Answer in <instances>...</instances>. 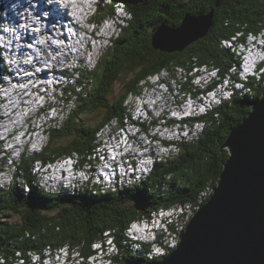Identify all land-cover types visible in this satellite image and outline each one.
Wrapping results in <instances>:
<instances>
[{
  "label": "clouds",
  "instance_id": "9594fccd",
  "mask_svg": "<svg viewBox=\"0 0 264 264\" xmlns=\"http://www.w3.org/2000/svg\"><path fill=\"white\" fill-rule=\"evenodd\" d=\"M98 3L99 0H44L45 10L41 11L39 0H0V61H3L0 64V184L10 183L17 172V166L31 161L33 174L40 185L51 191L66 188L71 191L69 194L76 195V192H82L77 189L82 190L87 186L89 189H85L83 193L104 196L143 184L151 185L152 175L147 172L152 170L153 174V163L162 154L179 151L178 145L165 146L163 140H179L181 137L191 140L197 129L204 128L201 136L205 132L204 122H199V119L210 105L208 98H213L212 101L216 104L223 100L214 107L215 110L232 102L236 92L240 94V98L248 100H258L259 94L263 97L264 29L257 34L247 33L245 41L242 40L244 33L237 32L230 40L220 41L222 49H231L238 56L225 76L220 73L221 68L211 65L194 64L192 70L184 67L191 72L188 75L194 77L193 85L204 88L212 81L207 88L210 91L207 97L200 96L192 100L190 94H180L175 80L171 81L173 91L169 92L167 84L172 78L165 79L169 77V71L162 68L158 73L139 80L138 92L127 91L122 101L132 121L139 120L140 123L136 122L138 125L148 122L147 132L138 127H129L127 116L125 128H121L120 119L113 116L95 133L98 147L86 157L72 152L71 155H54L51 160L37 158L36 154L43 153L49 147L50 129L59 126L57 122L68 120L78 107L82 86L77 85V81L93 72L101 63V57L111 46V41L105 34L119 37L122 29L118 25L127 27L121 19L122 13L129 20L132 19V13L124 12L119 3L112 11L106 10L112 0H104L101 11L97 8ZM55 10L62 12L63 17L50 23ZM29 39L31 43H28ZM238 40L239 43H236ZM253 41L255 43H251ZM249 53L256 56L249 58L250 67L246 59ZM196 66L199 68H195ZM240 66L241 71L236 73V67ZM176 71L180 73L183 69L178 68ZM232 73L236 74L231 76ZM210 78L213 80L210 81ZM160 79L162 80L158 84ZM183 80L186 81L187 77ZM254 81L263 91L248 87ZM69 86L74 87L75 91L69 90L66 93L65 88ZM178 95L180 99L188 95L184 104H176ZM200 100L205 103L201 104ZM145 105L153 113L152 116L147 115ZM165 113L171 123L182 120V123L194 125L189 129L185 124L183 130L178 132L179 124L174 127L166 126V120L160 119L156 126H152L151 121ZM173 117L175 119H171ZM190 130L192 136H189ZM125 132L130 133L132 138L123 135ZM153 137L159 139H152ZM153 152L155 156L152 155ZM133 172L136 173L135 176ZM141 173L145 174L141 176ZM168 178H172V175L167 176ZM144 181L147 183H143ZM116 182L126 186L116 191L115 188L111 190L109 187ZM210 188L211 197L214 188ZM166 190L163 183H159L153 193L163 194ZM96 191L98 194H95ZM195 202L156 207L149 215L130 219L124 229L126 242L134 251H140L147 245L144 253L146 262L162 261L167 249L174 247V233H178L187 220L186 216L180 217V206L184 205L186 211L187 204ZM169 226L173 232H169ZM104 235L108 236V232ZM180 237L177 247L181 243ZM107 243L112 248L106 252L112 254V251L117 250L111 238ZM91 247L100 250L101 243L95 241ZM15 255L19 258L21 253L17 251ZM27 255L30 264H91V261L113 264L111 259H102L100 256H82L78 248L67 243L55 250L51 247H45L42 252L29 250ZM0 264H5L3 256H0ZM15 264L26 262L24 259H17Z\"/></svg>",
  "mask_w": 264,
  "mask_h": 264
},
{
  "label": "trees",
  "instance_id": "16d2710c",
  "mask_svg": "<svg viewBox=\"0 0 264 264\" xmlns=\"http://www.w3.org/2000/svg\"><path fill=\"white\" fill-rule=\"evenodd\" d=\"M121 1L127 4L133 19L129 20L122 35L116 39L114 47L104 56L94 76L95 84L90 94L86 98L80 96L78 107L68 121L57 122L58 128L50 129L49 147L36 155L37 158L51 160L54 155H71L72 152L86 157L93 153L97 145L95 133L103 123L116 116L123 127L124 118L129 117L122 104L127 91L138 92L139 80L158 73L162 68H167L169 75L176 79L179 76L176 69H183L182 72L187 77L183 83V93L197 99L201 91L192 84L194 77L190 78L188 74L191 72L187 69L192 70L194 64L211 65L221 68L220 73L225 76L236 63L238 56L231 49H222L220 41L230 40L241 31L244 33L242 40L245 41L247 33L257 34L264 29V0H222L220 7L216 6L217 0ZM212 11L215 15L209 33L185 50L166 53L153 48L152 37L163 24L178 27L187 17L200 18ZM123 77H126V81L121 96L115 100V85ZM256 83L254 81L248 87L263 91ZM260 97L261 94L257 99ZM247 100L237 96L232 102L203 114L199 119L206 128L203 135L201 136L202 131L192 141L174 142L179 147V156L172 157L174 161H164L156 166L151 177L152 185L143 184L104 196L83 193L85 189H89L87 186L79 190L82 192H76V195L69 194L71 191L51 194L38 187L40 183L33 174L31 161L18 165L19 174L26 179L30 192L18 182L9 189H0V256L4 257L5 264H15L17 259H24L26 264H30L27 255L29 250L42 252L45 247L55 250L63 247L65 243L78 248L82 256H100L102 259H111L113 264L146 262L126 242L124 229L128 222L132 218L149 215L156 207H169L197 200L187 204L194 213L196 205H202L208 200L212 194L210 187L216 186L229 158L228 151L221 152L220 146L232 129L247 117L250 111ZM100 112L103 113L102 121L97 125L81 120L82 116ZM169 175H172L170 180L167 179ZM165 178L169 184L165 195L153 193L151 187L163 183ZM122 188L118 183L115 191ZM193 213L184 223L183 229ZM185 214L180 217H185ZM6 215L19 217L21 223L12 224L1 219ZM170 227L169 232H173ZM110 229L116 231H109ZM105 232H108V236L104 235ZM180 232L181 230L174 233L177 243ZM109 238L117 249L112 254L106 252L112 248L107 243ZM95 241L101 243L100 250L92 249L91 245ZM17 251L21 253L19 258L15 255Z\"/></svg>",
  "mask_w": 264,
  "mask_h": 264
},
{
  "label": "water",
  "instance_id": "95a60500",
  "mask_svg": "<svg viewBox=\"0 0 264 264\" xmlns=\"http://www.w3.org/2000/svg\"><path fill=\"white\" fill-rule=\"evenodd\" d=\"M222 0H217L220 7ZM214 11L163 24L153 35L155 50L175 53L204 38ZM247 117L220 146L229 153L208 199L181 235V243L159 262L141 264H264V95L248 100ZM231 154V156H230Z\"/></svg>",
  "mask_w": 264,
  "mask_h": 264
},
{
  "label": "rangeland",
  "instance_id": "374dc122",
  "mask_svg": "<svg viewBox=\"0 0 264 264\" xmlns=\"http://www.w3.org/2000/svg\"><path fill=\"white\" fill-rule=\"evenodd\" d=\"M107 10V9H106ZM127 21V20H126ZM126 23V22H125ZM118 27H119V25H118ZM106 36H107V38H111L112 39V41H111V46L110 47H108V49H107V51L105 52V54H104V56L112 49V46L114 45V41L117 39V38H115L114 36H112V35H108L107 33L105 34ZM120 35H122V32H120ZM119 35V36H120ZM104 56L103 57H101V62H102V60L104 59ZM2 63H3V61H2ZM1 63V64H2ZM210 70V69H209ZM180 73H182V72H180ZM198 74H200L199 72H197ZM196 73V75L198 76V74ZM170 76V75H169ZM180 79H182V78H184L183 77V74H181L180 75V77H179ZM166 79V78H165ZM162 79H160V80H158L157 81V83L159 84L160 83V81H161ZM171 80H175V81H177L176 79H171ZM212 79L210 78V81H211ZM125 81H126V77H123V78H121V80L115 85V97H114V99L116 100L119 96H121V93H122V88H123V84L125 83ZM212 82V81H211ZM210 82V83H211ZM209 83V84H210ZM203 84V83H202ZM208 84V85H209ZM207 85V86H208ZM93 88H94V86H93ZM92 88V89H93ZM92 91V90H91ZM90 91V92H91ZM168 91L169 92H172L173 90L172 89H168ZM217 98H218V96H217ZM262 98L263 97H261V100H262ZM192 100H194V99H192ZM79 101H80V99H79ZM79 101H78V103H79ZM222 102V100L220 101V103ZM211 103H213V104H216L215 102H210V104ZM217 105V104H216ZM144 108H145V111H147V113H148V110H147V107H145L144 106ZM77 109V108H76ZM76 109L73 111V113L76 111ZM207 109H209V106L205 109V112H206V110ZM204 112V113H205ZM72 113V114H73ZM201 115V114H200ZM102 116H103V113L102 112H100V113H93V114H87V115H85V116H82L81 117V120L83 121V122H85V123H87V124H90V125H97V124H99L101 121H102ZM199 116V115H198ZM71 117V116H70ZM70 117L68 118V119H70ZM66 121H68V120H66ZM178 124V122H175V123H170L168 126H171V127H174L175 125H177ZM59 125V124H58ZM182 125H185V123H183ZM188 126H189V129H191V125H190V123L189 124H187ZM167 126V125H166ZM53 128H55V127H53ZM56 128H58V126L56 127ZM132 128H137V127H132ZM147 128H148V126H147ZM146 128V129H147ZM182 129H183V127H181L180 129H178V132L179 131H182ZM202 130H200V129H197L196 130V135L192 138V139H194V138H197V136H198V132H201ZM123 135H125V136H127L128 138H132L131 137V134L130 133H128V132H125V133H123ZM137 135H139L138 133H137ZM189 136H192V131L190 130L189 131ZM181 139V140H180ZM179 140H169V141H172V142H182V141H192V139L191 140H189L187 137H181ZM169 153H171V154H169ZM169 153H167V155H165V154H162V156L161 157H163V160H166V161H169V160H172V157H177V156H179V154H180V150L179 151H176L174 154H173V152L172 151H170ZM153 154V153H152ZM166 157H168L167 159H166ZM159 162H161V161H159V159L158 160H156L155 162H154V164L155 163H159ZM154 166V165H153ZM33 171V170H32ZM141 174H145V173H141ZM21 174H16V175H14V178H13V180L10 182V183H3V184H0V188L1 189H6V188H9L10 186H9V184H12L15 180H16V182H17V180H19V185L20 184H22L21 183V178H22V176L23 175H21ZM141 180V179H140ZM139 180V181H140ZM138 181V182H139ZM121 186H126V185H122L121 184ZM21 188V187H20ZM200 206V205H199ZM184 213H186L184 216H186L187 217V219L189 218V216L188 215H190V214H192V208L188 205V208H187V210L185 211V209H184V207H180V214L181 215H183ZM184 218V217H183ZM1 219H4V221H6V222H9V223H12V224H20L21 223V220H20V218L19 217H17V216H14V215H6V216H3ZM183 230V227H182V229H181V231ZM175 239H177V238H175ZM174 239V246H175V244H176V240ZM112 253V252H111ZM113 253H115V251L113 252ZM96 261V260H95ZM67 264V263H66ZM91 264H97V262H94V261H91Z\"/></svg>",
  "mask_w": 264,
  "mask_h": 264
},
{
  "label": "built area",
  "instance_id": "2783aa9c",
  "mask_svg": "<svg viewBox=\"0 0 264 264\" xmlns=\"http://www.w3.org/2000/svg\"><path fill=\"white\" fill-rule=\"evenodd\" d=\"M253 56V53H249L248 55H247V57H246V59H247V63L249 64L250 62H249V58L250 57H252ZM236 69H237V72L236 73H239V71H241V67L239 68V67H236ZM236 73H232L231 74V76H234ZM170 77H168V78H166V79H169ZM212 80H213V78H212ZM171 79H170V82H169V84H167V86L168 87H172V84H171ZM183 83H184V80H183V78H182V81H176V84L177 85H179V89H178V92L180 93V94H184L183 93ZM207 88H208V86H206V87H204V88H201V87H199V89H200V91H201V93L199 94V96L198 97H200V96H204V97H207V93L208 92H210L209 90H207ZM188 99V95H184V97H183V99H180V97H179V95L176 97V104L177 105H180V104H184L185 103V101ZM209 99V101H210V98H208ZM201 104H203V102H205L204 100H200L199 101ZM145 107H147V105H145ZM147 115L148 116H152L153 115V113L151 112V111H148V113H147ZM193 116H196V117H198V115H193ZM187 117V116H186ZM185 117V118H186ZM160 119H164V120H166V122H170V119H167V115H166V113L164 114V115H162L161 117H159V118H156V119H153L152 121H151V124H152V126H155V124H158V120H160ZM171 119H175L174 117L173 118H171ZM128 120H129V127H138V128H140L142 131H145L146 132V128H147V126H148V122L147 121H145V123H143V127H142V125L141 124H136V122L138 121L139 123H140V121L139 120H136V121H132L131 120V118H128ZM178 124L180 125V128L182 127V120H179L178 121ZM190 125H191V128H192V126L194 125V124H191L190 123ZM125 128V127H124ZM139 134V133H138ZM152 139H159V137H153ZM153 155V154H152ZM159 161H163V157H161L160 159H159ZM153 165H154V163H153ZM153 165L151 166V169H153ZM152 171V170H151ZM151 171L150 172H147V174H149V173H151ZM136 175V173L134 172V174H133V176H135ZM141 176H143V174H141ZM199 210V205H196V212Z\"/></svg>",
  "mask_w": 264,
  "mask_h": 264
},
{
  "label": "bare ground",
  "instance_id": "6f19581e",
  "mask_svg": "<svg viewBox=\"0 0 264 264\" xmlns=\"http://www.w3.org/2000/svg\"><path fill=\"white\" fill-rule=\"evenodd\" d=\"M39 2H40V5H39V7L41 8V11H43V10H45V8H44V0H39ZM107 11H110V10H107ZM112 11V10H111ZM61 16L63 17V13H61ZM52 23V22H51ZM104 37H100V39H103ZM241 38V37H240ZM236 43H239V40L236 42ZM248 43V42H247ZM251 43H255L254 41L253 42H251ZM233 46H235V44L233 45ZM252 57H256L255 56V54H253V56ZM1 63H2V61H1ZM248 66L250 67V63L248 64ZM241 67V66H240ZM197 68H199V67H197ZM210 69V68H209ZM240 72V71H239ZM181 74H183V77H185V73L184 72H182V73H178L177 74V76H178V78L176 79V78H172L171 77V75L169 76L170 78H172V79H176L177 81H182V79H180L179 77H180V75ZM200 75H201V73H200ZM192 76H190V78H191ZM212 79V78H211ZM83 80V78L81 77V80H79L78 81V83L79 84H81V86H83L84 85V82L82 81ZM83 82V83H82ZM91 82H92V80H91ZM201 84H202V82H201ZM209 86V85H208ZM199 87V86H198ZM168 89H172L173 90V87H168ZM233 93H235V89H233ZM240 94L238 93V92H236V94H235V97H237V96H239ZM218 96V98H219V94L217 95ZM234 97V98H235ZM212 99L213 98H210V102H212ZM258 100H261V97L260 98H258ZM222 102H223V100H222ZM221 102V103H222ZM203 103H205V102H203ZM221 103H219V104H221ZM219 104H217V105H219ZM216 106V104H213V103H211L210 105H209V109H207L206 110V112L205 113H207L209 110H211V109H214V107ZM207 108V107H206ZM200 116V115H199ZM171 122H166V125L168 126L169 124H170ZM185 124H189V123H185ZM157 124H155V126H156ZM184 125H182V127H183ZM183 130V129H182ZM203 131V130H202ZM201 131V132H202ZM147 132V131H146ZM201 132H198V135L201 133ZM181 140V139H180ZM167 141V142H166ZM163 143H164V145L165 146H168V145H174L173 143L174 142H172V141H169V140H163ZM166 143H169V144H166ZM169 154H171V153H169ZM167 155V154H166ZM153 156H155V153L153 152ZM168 157H166V159H167ZM164 161H166V160H163V161H161V162H159V163H155L154 164V166H155V168L154 169H156V166L157 165H159V164H161V163H163ZM153 166V167H154ZM133 174H134V172H133ZM150 175H152V172H151V174ZM21 176V175H20ZM142 179H145V178H142ZM117 180H119V177H117ZM16 182V180L11 184V186L14 184ZM138 182V181H137ZM140 182V181H139ZM21 183H22V185H24V189L28 192H30V187H29V185H28V183L26 182V179L22 176V178H21ZM118 184V182H116V183H113V185H112V187H109L110 189H113V188H115L116 187V185ZM9 186H10V184H9ZM10 186V187H11ZM39 188H41V189H44V190H46L44 187H42L40 184H39V186H38ZM108 188V189H109ZM7 189V188H6ZM107 189V190H108ZM60 190V192H62V191H69L68 189H64V188H60L59 189ZM78 190H80V189H78ZM95 193H97V192H95ZM209 200H207L206 202H204V203H207ZM203 203V204H204ZM202 204V205H203ZM202 205H200L199 206V209L201 208V206ZM192 213H193V211H192ZM195 213H196V209H195V211H194V213H193V215H192V217L195 215ZM181 215V214H180ZM189 217H190V215H188ZM191 217V218H192ZM188 220V219H187ZM191 220V219H190ZM189 223V222H188ZM187 226V225H186ZM186 228V227H185ZM185 228L180 232V234L185 230ZM180 234H179V237H180ZM175 238H176V236H174ZM176 240V244H175V246L174 247H169L167 250H171V249H174V248H176L177 247V245H178V243H177V239H175ZM117 250H115V252H116ZM113 253V252H112ZM169 253H171V251L169 252ZM168 253L166 252V255H167ZM89 261V260H88Z\"/></svg>",
  "mask_w": 264,
  "mask_h": 264
}]
</instances>
